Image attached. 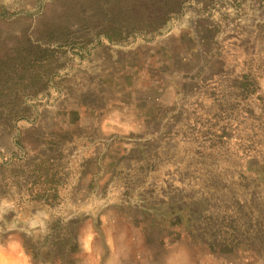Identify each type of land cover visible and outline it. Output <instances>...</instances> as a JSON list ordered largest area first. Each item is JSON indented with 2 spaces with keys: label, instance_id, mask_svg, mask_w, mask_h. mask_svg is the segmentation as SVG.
I'll return each mask as SVG.
<instances>
[{
  "label": "rangeland",
  "instance_id": "1",
  "mask_svg": "<svg viewBox=\"0 0 264 264\" xmlns=\"http://www.w3.org/2000/svg\"><path fill=\"white\" fill-rule=\"evenodd\" d=\"M180 1L80 54L102 0H0V58L30 39L63 63L0 126V264H264V0Z\"/></svg>",
  "mask_w": 264,
  "mask_h": 264
},
{
  "label": "trees",
  "instance_id": "2",
  "mask_svg": "<svg viewBox=\"0 0 264 264\" xmlns=\"http://www.w3.org/2000/svg\"><path fill=\"white\" fill-rule=\"evenodd\" d=\"M104 7L113 12L112 21L97 23L86 22L73 34L64 38L65 45L82 54L87 45L107 40L112 44L132 42L139 36L154 37L155 32L170 22L182 10L180 0H141L133 6L127 0H102ZM100 20V18H98ZM0 58V126L11 127L15 121L29 119L28 99L37 96L40 91L48 89L53 83V75L63 66L55 48L43 47L32 40L20 42ZM61 59V58H60ZM60 63V64H59ZM33 93V95H32ZM12 98L7 107L2 108L5 99ZM13 102V103H12ZM69 139V138H68ZM59 144V149L66 148L71 142ZM68 143V144H67ZM58 146V144H57ZM53 161L50 158L48 161ZM55 183L54 175L50 181ZM234 219L221 218V224L231 225Z\"/></svg>",
  "mask_w": 264,
  "mask_h": 264
}]
</instances>
